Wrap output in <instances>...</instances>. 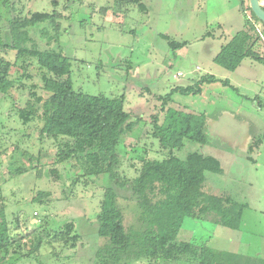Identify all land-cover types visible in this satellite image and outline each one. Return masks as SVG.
Returning a JSON list of instances; mask_svg holds the SVG:
<instances>
[{
  "label": "rangeland",
  "instance_id": "obj_1",
  "mask_svg": "<svg viewBox=\"0 0 264 264\" xmlns=\"http://www.w3.org/2000/svg\"><path fill=\"white\" fill-rule=\"evenodd\" d=\"M10 1L7 6L0 0V26L6 28L13 16L56 11L60 14L56 21L30 29L32 38L42 48L62 49L71 62L77 91L112 98L125 95V109L133 119L141 117L134 132L117 146L125 159L126 174L135 175L143 158L162 159L166 154L153 136L154 113H158L160 123L171 110L206 115L207 141L185 139L184 147L176 153L180 157L193 151L216 156L223 172H206L204 190L229 194L247 208L239 230L212 217H186L177 239L238 254L246 264L264 263V65L245 58L237 70L230 71L213 60L244 24L241 4L239 13L230 9L227 0H140L146 10L134 0H58V5L52 0ZM260 2L264 7V0ZM248 6L249 0H245L244 7ZM117 10L121 13L114 12ZM170 41L184 45L172 49ZM0 54L12 62L16 59L13 50ZM20 64L11 69L12 79L37 84L38 92L46 95L36 61L25 78ZM177 72L182 73L179 78L174 77ZM207 73L217 80L204 83L201 91H176L165 106L158 100L175 86L193 85ZM16 81L15 87L0 92V195L6 203L7 218L18 214L24 230L44 224L45 219L51 228L73 220L75 231L81 235L76 246L46 241L37 255L18 259L19 264H92L95 250L104 241L97 232L98 212L104 188L110 183L108 175L93 176L90 183H80L70 193L72 177L78 172L70 162L55 163L56 146L41 139L42 123H24L19 118L16 105H23L28 93ZM244 122L248 123L245 132L239 134L235 127ZM15 145L33 153L43 145L48 150L40 160L32 161L30 171L12 177L9 168L28 167L30 163V154L26 157L22 151H13ZM230 154L236 156L233 162H228ZM53 167L61 172L57 181L49 177L48 169ZM39 189L51 194L42 203L32 201ZM16 259L12 257L10 262Z\"/></svg>",
  "mask_w": 264,
  "mask_h": 264
},
{
  "label": "trees",
  "instance_id": "obj_2",
  "mask_svg": "<svg viewBox=\"0 0 264 264\" xmlns=\"http://www.w3.org/2000/svg\"><path fill=\"white\" fill-rule=\"evenodd\" d=\"M3 2L7 6L11 4L10 0ZM134 2L146 10L140 0ZM244 3L242 0V12L246 16L243 26L213 57L215 63L230 71L237 70L245 58L264 65V22L250 6L245 8ZM114 12L121 13V10ZM59 15L56 11H37L27 16H13L6 28L0 26V53L16 51L14 62L0 54V92L15 87L16 80L10 72L14 65L22 62L20 67L25 78L30 76L28 70L35 60L46 95L38 92L37 84L16 81L28 93L24 104L16 105L19 118L24 123H42L41 139L56 146L55 163L70 162L78 172L72 177L70 193L80 183H90L93 176L108 175L110 183L104 188L98 212L97 232L104 241L95 250L92 264H246L238 254L177 239L186 217L200 220L212 217L219 224L239 230L247 208L246 203L229 194L216 195L204 190L206 172H223L216 156L193 151L180 157L176 153L184 147L185 139L207 141L206 115L171 110L160 123L158 113H154L153 136L159 139L166 154L162 159L143 158L135 175L126 174L125 159L117 152V146L134 132L141 117L133 119L125 109V95L112 98L77 91L71 78V62L62 49L42 48L32 38L31 28L45 21L54 22ZM56 25L59 27L58 22ZM182 45L170 41L172 49ZM215 80L213 74L207 73L194 80L193 85L175 86L169 94L159 95L158 100L162 106L168 105L172 93H196L204 83ZM225 82L231 85L228 80ZM47 150L43 145L33 153L15 145L13 151H22L23 156L30 154V163L28 167L9 168L11 176L30 171L32 161L40 160ZM48 170L52 181L60 179L61 172L56 167ZM50 195L49 191L39 189L32 201L42 203ZM43 223L22 229L18 214H14V219L7 218L6 203L0 195V264H19L18 259L37 255L46 241L76 246L81 238L73 220L58 228H51L46 219ZM15 256V262H10Z\"/></svg>",
  "mask_w": 264,
  "mask_h": 264
},
{
  "label": "water",
  "instance_id": "obj_3",
  "mask_svg": "<svg viewBox=\"0 0 264 264\" xmlns=\"http://www.w3.org/2000/svg\"><path fill=\"white\" fill-rule=\"evenodd\" d=\"M252 12L264 22V7L262 6L260 0H249Z\"/></svg>",
  "mask_w": 264,
  "mask_h": 264
},
{
  "label": "crops",
  "instance_id": "obj_4",
  "mask_svg": "<svg viewBox=\"0 0 264 264\" xmlns=\"http://www.w3.org/2000/svg\"><path fill=\"white\" fill-rule=\"evenodd\" d=\"M242 1V0H241ZM239 2V1H235V0H227V3L231 6V8L230 9H233V8H235L237 11L239 10L238 8H239V5L241 4V6H242V2ZM262 4V3H261ZM234 6H236V7H234ZM262 6H263V4H262ZM242 8H243V6L241 7V11H242ZM239 13H240V10H239ZM219 25L222 27L223 26V24L222 23H219ZM240 26V25H239ZM243 26V25H242ZM241 26V27H242ZM240 27V28H241ZM239 30V29H238ZM237 30V31H238ZM247 122V121H246ZM246 122H244V124H248V123H246ZM246 126V125H245ZM240 141V140H239ZM246 151H247V149H246ZM229 159H228V162H233L234 160H235V155H233V154H230L229 155ZM224 169V168H223Z\"/></svg>",
  "mask_w": 264,
  "mask_h": 264
},
{
  "label": "flooded vegetation",
  "instance_id": "obj_5",
  "mask_svg": "<svg viewBox=\"0 0 264 264\" xmlns=\"http://www.w3.org/2000/svg\"><path fill=\"white\" fill-rule=\"evenodd\" d=\"M245 124L244 123H241L240 125H236V127H235V130H236V132H238L239 131V134L241 133H243L244 134V132H245Z\"/></svg>",
  "mask_w": 264,
  "mask_h": 264
},
{
  "label": "built area",
  "instance_id": "obj_6",
  "mask_svg": "<svg viewBox=\"0 0 264 264\" xmlns=\"http://www.w3.org/2000/svg\"><path fill=\"white\" fill-rule=\"evenodd\" d=\"M247 15H248L249 18L251 17L250 14H249L248 12H247ZM181 75H182V73L177 72L176 74H174V77H175V78H179Z\"/></svg>",
  "mask_w": 264,
  "mask_h": 264
}]
</instances>
